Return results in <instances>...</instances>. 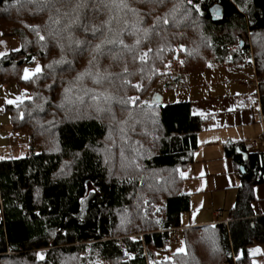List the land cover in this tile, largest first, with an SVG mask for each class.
<instances>
[{"label":"trees","instance_id":"trees-1","mask_svg":"<svg viewBox=\"0 0 264 264\" xmlns=\"http://www.w3.org/2000/svg\"><path fill=\"white\" fill-rule=\"evenodd\" d=\"M10 37L21 49L0 77L24 92L8 110L28 153L0 159V264H246L264 245L263 156L248 153L261 162L239 170L230 223L184 229L185 252L158 259L190 212L182 170L206 119L190 103L143 104L162 77L232 66L250 45L264 104V0H0Z\"/></svg>","mask_w":264,"mask_h":264},{"label":"crops","instance_id":"crops-1","mask_svg":"<svg viewBox=\"0 0 264 264\" xmlns=\"http://www.w3.org/2000/svg\"><path fill=\"white\" fill-rule=\"evenodd\" d=\"M13 47L16 48H10V52L4 55L20 50V46L19 48L17 45ZM246 55L248 56V54ZM246 55L244 58H248ZM239 56L243 58L242 55ZM240 63L243 61L232 66H237ZM249 65L254 68L256 75V63ZM37 66L39 65L27 66L25 68L28 70L27 79H25V70L23 79L28 80L39 73L40 71H35ZM232 66H211L209 69ZM209 69L192 73H173L181 75L176 79V82L185 95L182 100L164 103L166 105L190 103L191 114L205 118L206 122L197 137L198 147L194 153L193 162L182 170V178L184 179L182 191L190 196V207L195 205L196 209L202 213L193 220L186 221L182 218V227L179 228L178 232L173 233L171 241L174 242V247L178 251L173 253L170 243L167 252L158 254V259L162 261L174 254L185 252L182 230L216 224L228 225L231 221V213L236 206L238 189L242 181L239 170L244 171V165L247 169L255 170L261 162L258 160L257 163L256 157L253 159L247 157L248 152L245 151L246 142L254 139L264 140V104L261 94L259 95L254 88V91L249 93L246 89L241 90L229 86L224 80L217 82L207 80L209 76L202 74L210 73ZM190 75L198 76V78L189 80ZM184 77L185 80L183 81L182 78ZM254 80L259 81L258 77ZM155 98L159 103L164 102L161 95H156ZM25 99L24 92L18 84L4 83L0 77V149L5 148L6 152L14 158L27 154V144H25L24 138L12 130L11 115L8 108ZM260 151L258 154H262L263 163L264 148H261ZM235 154L238 155L237 161L233 159ZM0 156L2 157L1 154ZM254 199L252 203L254 217H264L263 182L254 186ZM223 213L226 214L225 218H222ZM175 235H178L177 241L173 240ZM248 254L251 259L246 264H264V245L250 248Z\"/></svg>","mask_w":264,"mask_h":264},{"label":"rangeland","instance_id":"rangeland-1","mask_svg":"<svg viewBox=\"0 0 264 264\" xmlns=\"http://www.w3.org/2000/svg\"><path fill=\"white\" fill-rule=\"evenodd\" d=\"M217 11V10H216ZM215 17L218 18L219 15L215 13ZM12 38V39H11ZM14 41V42H13ZM13 43V45H11ZM264 44V42L262 43ZM21 49V42L18 38L16 37H10V38H0V58H2L3 56H5L4 54L10 52V48H16L13 46H16ZM12 46V47H10ZM250 58H252L251 60L254 61V63H249V64H255L256 63V59H255V50L254 47L252 45H250ZM17 52V51H14ZM13 53V52H11ZM245 60V58H244ZM247 62L243 61V63H240L237 66H232L229 68H218V67H214L209 69L211 72H207L204 73L202 75H207L209 76V78L207 80H214V81H219V80H224V82H227L229 86H233L235 88H240L241 90L246 89V91H248L249 93H252L253 87L248 86L243 84V78L248 79L249 81H254L256 77L255 73H254V68L247 64L244 63ZM208 71V70H207ZM198 72V71H197ZM192 73V72H191ZM181 77V75L179 74H173L171 76H164L162 77L159 82L156 84V86H154V88H152V90L150 91V93L148 94L147 97H145L143 99V104H153L154 101V97L156 95H161L164 98V103H169L172 102L174 100H182V98L184 97L185 93L181 90V87L177 86V82L176 79ZM194 78H198V76L193 77L192 75L189 76V80H194ZM183 81L185 80V77L182 78ZM182 82V81H181ZM22 138L25 139V137L22 136ZM28 139H25V144H27ZM26 151L28 153V145L26 148ZM0 158H2L0 156ZM264 183V182H263ZM183 190V188H182ZM96 189L90 184L89 185V194L95 192ZM234 193V191H233ZM201 199V198H200ZM209 210V209H207ZM210 212V210H209ZM202 211H199L196 209L195 205H191L190 207V212L186 213L183 215V219L188 221L189 219L193 220V218H195L197 215L201 214ZM226 214L223 213L222 218H225ZM171 249L174 252H177L178 250H176V248L174 247V242H171ZM183 245V244H181Z\"/></svg>","mask_w":264,"mask_h":264},{"label":"built area","instance_id":"built-area-1","mask_svg":"<svg viewBox=\"0 0 264 264\" xmlns=\"http://www.w3.org/2000/svg\"><path fill=\"white\" fill-rule=\"evenodd\" d=\"M236 48L232 47L230 49L231 53H235L236 52ZM252 58H246L245 61L247 60L248 63H254L253 60H251ZM244 84L251 86L254 88V90L260 95V81L258 80H254V81H249L248 79L243 80ZM261 148H264V140H259V139H254V140H250L248 142L245 143V151L248 153H259L261 152ZM0 154L2 155V159H9L11 158V155L6 152L5 148L0 149ZM257 181H264V176L262 177H258ZM227 223V222H226ZM179 229H174L173 232L176 233L178 232ZM174 241L178 240V235H175L173 238Z\"/></svg>","mask_w":264,"mask_h":264},{"label":"snow or ice","instance_id":"snow-or-ice-1","mask_svg":"<svg viewBox=\"0 0 264 264\" xmlns=\"http://www.w3.org/2000/svg\"><path fill=\"white\" fill-rule=\"evenodd\" d=\"M157 2H162V0H157ZM122 6H123V7H128V5H127L126 3H123ZM130 11H132V9H130ZM164 22L166 23L167 21L165 20ZM93 31L95 32L96 29H93ZM36 34H37L38 36L40 35L38 30H36ZM40 39L43 40L44 37H43V36H40ZM107 42L111 43V42H113V41H107ZM77 43H79V42L77 41ZM101 43H104V41H102ZM120 43H123V42L120 41ZM100 48H101V44H97V45H95V50H96V51H99ZM140 58H141V59H145L146 57H145V56H141ZM35 71H36V72H39V71H40L39 66H37V68L35 69ZM27 73H28V70L26 69V70H25V79H27ZM125 83H127V81H125ZM8 102L11 103V101H8ZM128 102L131 103V102H133V101L131 100V98H129ZM180 251H183V249H180ZM37 256L40 257V258H42V254H39V253H38Z\"/></svg>","mask_w":264,"mask_h":264},{"label":"water","instance_id":"water-1","mask_svg":"<svg viewBox=\"0 0 264 264\" xmlns=\"http://www.w3.org/2000/svg\"><path fill=\"white\" fill-rule=\"evenodd\" d=\"M214 9H217V13L216 14H218L219 16H220V18L221 17H223V8L222 7H220L219 5H215V6H213V8L211 9V11H213ZM242 169V168H241ZM4 233V230H2V231H0V234H3ZM43 254V253H42ZM44 255V254H43Z\"/></svg>","mask_w":264,"mask_h":264},{"label":"flooded vegetation","instance_id":"flooded-vegetation-1","mask_svg":"<svg viewBox=\"0 0 264 264\" xmlns=\"http://www.w3.org/2000/svg\"><path fill=\"white\" fill-rule=\"evenodd\" d=\"M217 9H214L213 10V15L215 16V13H217V11H216Z\"/></svg>","mask_w":264,"mask_h":264}]
</instances>
